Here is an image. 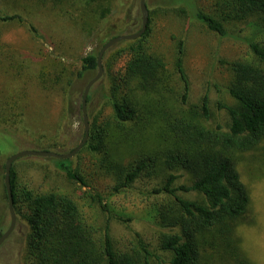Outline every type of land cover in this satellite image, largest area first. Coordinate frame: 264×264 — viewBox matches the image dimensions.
<instances>
[{
	"label": "trees",
	"instance_id": "16d2710c",
	"mask_svg": "<svg viewBox=\"0 0 264 264\" xmlns=\"http://www.w3.org/2000/svg\"><path fill=\"white\" fill-rule=\"evenodd\" d=\"M169 2L159 10L173 12L219 38L233 37L249 47L251 60L230 63L232 78L227 93L234 103L218 104L226 112V127L209 125L212 114L208 94L198 108L187 105L189 80L183 67V40L178 43L176 59L183 91L169 87L165 62L146 46L151 30L149 10L145 34L120 42L128 44L130 59L120 83L107 95L112 119L90 126L83 149L101 157L99 167L113 181L111 194L130 189L142 178L159 179L160 185L148 192L161 198L156 204L158 249L151 250L139 236L134 246L120 249L108 220L102 227L89 225L79 204L69 195L39 192L21 183L14 163L11 189L15 211L24 212L29 226L25 249L29 264H255L239 233L242 226L254 222L251 194L240 166H254L255 175L264 174V40L258 39L264 34V0H225L218 16L203 12L197 0ZM110 12L109 6L101 13L99 21L103 23L97 30H85V36L95 38L100 48L81 56L80 70L66 81V87L97 70L101 48L116 34V28L107 26L110 19L106 14ZM0 19L24 22L19 15L4 14ZM234 20L252 24L258 28L257 33L249 38L232 34L224 22ZM28 26L37 37L35 27ZM63 74L43 75L47 82H54L52 77L62 82ZM12 133L20 144L22 130L17 127ZM48 160L68 179L87 186L69 159ZM2 170L5 176V163ZM183 176L188 177L187 182L177 184ZM3 191L8 204L4 182ZM188 193L195 194L196 199L182 196ZM91 197L110 217L103 199ZM3 233L0 223V236Z\"/></svg>",
	"mask_w": 264,
	"mask_h": 264
},
{
	"label": "rangeland",
	"instance_id": "374dc122",
	"mask_svg": "<svg viewBox=\"0 0 264 264\" xmlns=\"http://www.w3.org/2000/svg\"><path fill=\"white\" fill-rule=\"evenodd\" d=\"M224 1L197 0V4L203 12L218 16ZM147 5L151 30L146 46L151 54L165 62L169 87L175 92L183 91L184 84L176 71L177 47L183 40V67L189 80L187 105L198 108L203 96L208 94L212 114L209 125L226 127V112L220 110L218 104L234 103L227 93L232 78L230 63L251 60L249 47L233 37L219 38L197 22L182 19L173 12L159 10L161 6L170 5L169 0H147ZM109 6L107 26L116 28L115 36L140 30V0H0V15H19L24 19V22L0 19V223L3 232L10 225L8 204L3 195L2 165L6 159L19 151L46 148L67 154L84 138L82 96L97 70L86 74L82 80L76 79L72 87H66L65 83L80 70L82 55L99 50L100 44L93 37L87 38L85 30H97L103 23L99 21L101 13ZM29 24L37 30V37L30 31ZM224 24L240 37L249 38L258 31L246 22L234 20ZM258 39L264 40V34H259ZM127 46L119 43L104 55L103 75L91 88V99L87 102L89 129L94 123L103 124L112 119L107 95L120 83L130 59ZM22 67H25L23 72ZM60 71L64 72L62 82L54 77V82H47V76L43 75ZM17 127L24 134V137L19 136L20 144L13 139L12 132ZM49 158L53 157L28 156L17 160L20 182L35 191L69 195L93 227H102L108 220L110 233L122 250L134 246L137 236L151 250L158 249L156 204L161 198L148 192L160 185L159 179L142 178L130 189L111 194L113 181L100 169V156L82 148L69 159L87 186L68 179ZM254 168L240 166L242 179L250 190L254 222L242 226L239 233L254 263L264 264V174L255 175ZM187 180L188 177L183 176L177 184ZM89 195L101 197L111 216ZM182 196L191 200L197 197L193 193ZM16 214V226L0 247V264H29L25 259L29 226L23 211Z\"/></svg>",
	"mask_w": 264,
	"mask_h": 264
},
{
	"label": "water",
	"instance_id": "95a60500",
	"mask_svg": "<svg viewBox=\"0 0 264 264\" xmlns=\"http://www.w3.org/2000/svg\"><path fill=\"white\" fill-rule=\"evenodd\" d=\"M140 11H141V17H142V25L138 32L133 34H127V35H120L117 37H113L110 40H108L103 47L101 48L99 55L97 57V74L93 79H91L83 92L82 96V103H81V110L83 114V122H84V130L85 135L83 140L78 144V146L73 149L70 153L67 154H59L52 151H44V150H23L19 151L18 153H15L8 157L5 161V176H4V185L7 193V199H8V210L10 214V225L8 229L0 236V247L1 245L9 238V236L12 234L16 222H17V214L14 208V200L12 195V189H11V182H10V175H11V169L15 161L28 157V156H38V157H53L56 159H70L73 156H75L87 143L89 138V122H88V115H87V102L90 95V90L93 87L94 84H96L103 75V58L105 53L115 45L119 44L123 41H132L140 38L143 36L147 30L148 23H149V9L147 6V0H140Z\"/></svg>",
	"mask_w": 264,
	"mask_h": 264
},
{
	"label": "flooded vegetation",
	"instance_id": "af4514ba",
	"mask_svg": "<svg viewBox=\"0 0 264 264\" xmlns=\"http://www.w3.org/2000/svg\"><path fill=\"white\" fill-rule=\"evenodd\" d=\"M124 35V34H123ZM115 36V35H114ZM117 36H120V35H116L115 37H117Z\"/></svg>",
	"mask_w": 264,
	"mask_h": 264
}]
</instances>
